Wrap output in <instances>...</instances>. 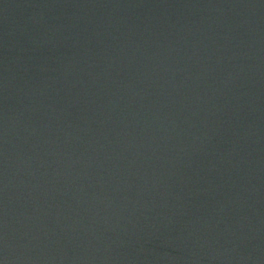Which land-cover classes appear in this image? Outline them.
<instances>
[{
    "label": "water",
    "instance_id": "obj_1",
    "mask_svg": "<svg viewBox=\"0 0 264 264\" xmlns=\"http://www.w3.org/2000/svg\"><path fill=\"white\" fill-rule=\"evenodd\" d=\"M0 264H264V0H0Z\"/></svg>",
    "mask_w": 264,
    "mask_h": 264
}]
</instances>
